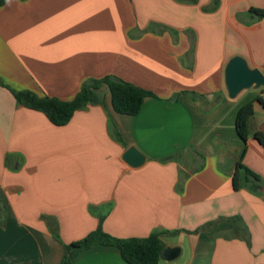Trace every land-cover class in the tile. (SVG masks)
Returning a JSON list of instances; mask_svg holds the SVG:
<instances>
[{
	"label": "crops",
	"instance_id": "crops-1",
	"mask_svg": "<svg viewBox=\"0 0 264 264\" xmlns=\"http://www.w3.org/2000/svg\"><path fill=\"white\" fill-rule=\"evenodd\" d=\"M251 9L264 0H6L10 89L72 101L115 76L155 97L121 115L103 85L101 104L58 127L0 86V264H62L67 245L100 227L118 239L161 234L181 251L159 264H264V194L232 181L242 158L264 184V148L236 128L253 102L251 133H264V87L230 99L225 82L237 56L264 74V18ZM130 147L143 166L125 163ZM73 264L129 263L95 245Z\"/></svg>",
	"mask_w": 264,
	"mask_h": 264
},
{
	"label": "trees",
	"instance_id": "trees-1",
	"mask_svg": "<svg viewBox=\"0 0 264 264\" xmlns=\"http://www.w3.org/2000/svg\"><path fill=\"white\" fill-rule=\"evenodd\" d=\"M5 2L6 0H0V7L4 6ZM250 13L264 18V10L251 9ZM103 85L109 87L113 107L121 115L137 116L141 112L145 100L150 97H155L153 93L115 76H107L85 84L72 101H62L58 98L39 96L26 90L17 91L10 89L0 79V86L7 87L19 105L44 113L58 127L67 125L74 114L84 109L87 105L101 104V99L96 93V90ZM258 101L264 105V97H260ZM253 116L254 103L250 102L242 107L238 113L236 121L237 132L244 143L253 135V138L264 148V133H251L250 122ZM119 140L121 141L120 136ZM232 181L235 191L248 189L259 194L264 186L261 177L245 166L242 158L237 164ZM225 221L235 225L237 224L234 218ZM161 236V234L155 233L144 239H118L107 234L100 227L98 230L91 232L86 238L67 245V255L62 264H73L77 254L95 245L118 248L123 259L129 264H159L161 261V252L165 248ZM55 238L59 240L56 233Z\"/></svg>",
	"mask_w": 264,
	"mask_h": 264
},
{
	"label": "water",
	"instance_id": "water-1",
	"mask_svg": "<svg viewBox=\"0 0 264 264\" xmlns=\"http://www.w3.org/2000/svg\"><path fill=\"white\" fill-rule=\"evenodd\" d=\"M225 82L229 98L235 99L245 90L263 88L264 74L258 69L251 68L244 58L237 56L231 59L227 65ZM123 160L133 168H139L147 162V158L134 147H130L126 151ZM261 193L264 194V186ZM180 251V248L177 247H166L161 252V259L172 261L179 256Z\"/></svg>",
	"mask_w": 264,
	"mask_h": 264
}]
</instances>
